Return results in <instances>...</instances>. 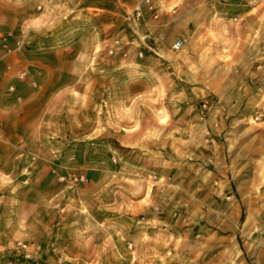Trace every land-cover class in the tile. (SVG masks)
Masks as SVG:
<instances>
[{"label":"rangeland","instance_id":"1","mask_svg":"<svg viewBox=\"0 0 264 264\" xmlns=\"http://www.w3.org/2000/svg\"><path fill=\"white\" fill-rule=\"evenodd\" d=\"M232 3L171 0L146 45L99 49L100 126L68 146L84 160L53 162L52 190L89 201L86 232L120 260L264 263V0ZM24 35L0 18V57Z\"/></svg>","mask_w":264,"mask_h":264},{"label":"crops","instance_id":"2","mask_svg":"<svg viewBox=\"0 0 264 264\" xmlns=\"http://www.w3.org/2000/svg\"><path fill=\"white\" fill-rule=\"evenodd\" d=\"M148 1L152 10L145 0H0V18L11 17L26 34L17 37L19 50L0 57V264H133L86 232L97 224L84 214L89 201L53 191L52 164L84 160L68 146L100 126V47L122 53L125 43L150 42L151 29L170 28L160 9L171 0ZM209 1L227 12L230 2L253 0ZM138 5L142 18L134 20L128 13ZM53 146L68 150L57 154ZM239 252L244 264H260Z\"/></svg>","mask_w":264,"mask_h":264},{"label":"built area","instance_id":"3","mask_svg":"<svg viewBox=\"0 0 264 264\" xmlns=\"http://www.w3.org/2000/svg\"><path fill=\"white\" fill-rule=\"evenodd\" d=\"M144 4L148 5V9H149V10H152V7L150 6V2H149L148 0H145ZM142 12H143L142 7H141L140 5L136 6V7L134 8L133 12H132V18H133L134 20H140V19L142 18ZM181 44H182V43H181L180 41H178V42L174 43L172 47H173L174 50H178V49L180 48ZM21 46H22V40H16L13 49L9 48L6 44H4L3 48H5V53L9 54V53H11L13 50H19V49L21 48ZM23 75H24V74L22 73V74H21V77H22ZM8 90L11 91L12 88H8ZM69 180H70L72 183H83V182L85 181V178H84L82 175H81V176H80V175H79V176H75V175H73V176H71V177L69 178ZM60 181H65V178H64V177H61V178H60ZM17 246H18V248H20V249H25V246L22 245L21 243H18Z\"/></svg>","mask_w":264,"mask_h":264}]
</instances>
